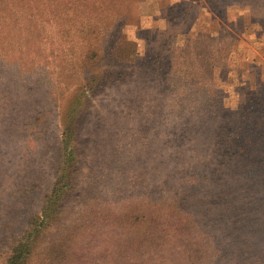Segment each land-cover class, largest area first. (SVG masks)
<instances>
[{
  "label": "rangeland",
  "instance_id": "rangeland-1",
  "mask_svg": "<svg viewBox=\"0 0 264 264\" xmlns=\"http://www.w3.org/2000/svg\"><path fill=\"white\" fill-rule=\"evenodd\" d=\"M91 1L97 7L81 8L84 17L77 16V19L102 27L90 32L93 37H100L96 44L100 51L97 55H103L96 69L121 68L113 61L115 57L109 56L111 50L107 52V48L113 38L124 37L134 48L137 61L129 68L135 71L137 79L128 80V91L117 88L120 83L110 85L93 98V106L84 114L82 131H78L73 142L78 155H82L80 171L72 195L63 204L56 228L45 233L48 241L62 238L67 232L65 228L74 220L77 227L81 223L77 220L88 215L92 205L96 213L107 207L105 211L112 214V218L134 205L135 197L140 198V194L141 203L145 204L148 194L154 195L152 188L171 192L176 185L174 178L184 170L176 159L178 142L171 138L166 141L172 132L175 134V127L168 124L183 114L179 106L197 103L204 109L209 108L208 102L217 104L218 101L222 108L212 109L216 119L222 116L227 119L225 110H236L242 104L250 109L261 107L258 93L261 90L254 79L264 80V0H251L252 3L230 0L222 12L206 0ZM44 2L45 5L63 4L59 0ZM40 3L39 0L25 2L24 7L35 13ZM31 18L34 21L26 20L22 24L30 27L24 31L28 42L22 39L24 43L17 46L12 34L6 44L2 40L0 48V53L12 51L13 55L3 63L8 81L0 79L3 94L0 95V125H18L13 136L0 137L2 144L10 141L12 146L4 150L0 144V263L28 227L29 215L40 210L53 188L57 168L55 148L62 131L59 108L67 94L79 83H85L89 75L82 70L69 74V68L77 66V57L72 60L68 55L71 45L64 44L65 38L54 26H49L48 33L43 34L56 45L53 48L48 43L54 50V60L52 68L45 70L43 57L49 49L42 51L39 31L34 29L39 16ZM40 22L50 25L54 21ZM65 37L70 41L75 38L74 42L81 44L79 33ZM20 58L25 62L21 74L18 72V65L22 66ZM61 70L64 74L62 72L63 76L57 80L59 84L54 85ZM206 71H210V79L203 75ZM33 73L37 76L36 83ZM12 75L14 77H10ZM27 76L30 80L22 85ZM17 78L23 79L18 82ZM199 83L203 89H199ZM14 89L18 95L14 94ZM216 91H219L217 95L212 94ZM246 96L254 97L252 104L244 105ZM138 101L142 104L138 107L143 118L135 120L134 115L140 112L135 106ZM3 105L5 114H2ZM245 115L243 124L248 129L253 128L250 132L263 130L264 119L251 118L247 109ZM39 116H42L41 124L33 118ZM21 123L24 126H19ZM31 131L39 132L32 138L29 137ZM196 135L204 137L203 131ZM169 151L175 153L167 157ZM171 166L183 170L173 171ZM158 169L161 170L158 172ZM164 174L168 178L161 181ZM77 246L83 248L81 244ZM135 251L136 247L131 246L124 255L115 257L123 259ZM87 258L84 264H102L98 259ZM30 263L39 264L36 257ZM118 263L121 264V260Z\"/></svg>",
  "mask_w": 264,
  "mask_h": 264
},
{
  "label": "trees",
  "instance_id": "trees-1",
  "mask_svg": "<svg viewBox=\"0 0 264 264\" xmlns=\"http://www.w3.org/2000/svg\"><path fill=\"white\" fill-rule=\"evenodd\" d=\"M30 1L35 2L0 0V48L2 40L6 44L12 34L15 45H22L24 40L25 43L28 42L24 31L30 30V27L22 25L23 21L28 16H39L38 25L34 23V29L39 31L42 51L49 49V53L43 57L44 69L52 68L53 48L56 45L43 34L48 33L49 26H54L57 33L60 32L65 38L64 44L71 45L69 49L73 51H68V55L72 60L77 57V66L69 68V74L71 75V71L75 73V70H82L89 75L85 83H79L67 94L59 108L62 131L55 148L57 168L53 188L45 197L40 210L29 215L28 227L0 264H31V259L35 257L39 264H84L88 262L87 256L91 260L98 259L102 264H119L120 260L121 264H264V128L250 132L253 128L248 129L243 124L247 117L246 109L250 111L251 118L264 119V80L260 78L254 79V82L261 90L258 92L261 96V107L250 109L242 104L236 110H225L227 119L223 116V119L213 118L212 109L215 106L222 108L218 101L217 104L203 102L209 106L204 109L197 103H191L187 107L179 106L178 110H183V114L168 124L175 127V134L172 132V136L167 137L166 141L171 138L178 142L176 159L184 170L171 166L173 171L183 170L174 178L176 185L171 192L152 188L154 195L148 194L145 204L141 203L140 194V198L135 197L134 205L112 218V214L105 211L108 210L107 207L96 213L92 205L88 209V215L84 214L83 219L77 220L81 222L77 227L74 220V223L65 228L64 231L67 232H64L62 238L58 237L55 241L44 238L45 233L56 228L63 204L72 195L78 178L82 155H78L77 146L73 142L78 131H82L84 114L93 106V98L110 85L120 83L117 88L128 91V80L137 79L135 71L129 68L137 58L134 57L132 44L130 47L124 37H115L109 41L107 52L111 50L109 56H114L113 61L121 68H107L103 71L96 69L103 55H97L100 51L96 44L100 37L95 38L90 32L102 27H95L94 24L77 19V16L84 17L81 8L97 7L91 0H59L63 3L59 6L54 3L45 5L44 0H39L41 3L35 7V13L24 7L25 2ZM206 1L211 7L219 8L220 12L230 2ZM80 2H83L81 6ZM247 2L252 3L251 0ZM70 15L74 17L71 18ZM31 17L27 21H34ZM40 20L54 22L49 25L41 23ZM2 31L7 34L2 35ZM70 33L73 36L74 33L81 34L82 47L80 43L74 42L75 38L70 41L65 37ZM48 43L52 49L48 47ZM11 52L0 53V77L6 74L0 79L7 81L3 63L13 58ZM21 61L22 66L18 65L19 74L25 68V62L22 59ZM59 72L54 85L59 84L57 80L62 72L64 74V70ZM206 72L203 75H208L210 79V71ZM24 78L22 85L30 80L29 76ZM34 78L36 83L37 76L33 73ZM22 79L16 80L21 82ZM199 89H203L200 83ZM217 93L219 91L212 94ZM14 94L18 95L19 92L14 89ZM0 95L3 94L0 92ZM245 99L247 100L243 101L244 105L248 102L252 104L255 100L254 97L249 99L247 96ZM139 105L142 107L140 101L135 105L136 111H140L134 115L137 117L135 120L143 118ZM2 109V114H5L6 106L3 105ZM33 118L37 122L41 121L42 116ZM41 123L42 121L39 122ZM5 126L8 128L5 129ZM17 126L0 125L1 139L4 134L13 136ZM19 126H24V123ZM200 131H203L204 137L196 135ZM38 132L31 131L29 137L35 138ZM0 144L5 150L11 142L4 141L2 144L0 140ZM173 153L175 151H169L167 157H171ZM166 177L163 176L161 181ZM79 244L83 246L82 249H78ZM131 246H135L136 251L123 258L124 260L115 257L124 255Z\"/></svg>",
  "mask_w": 264,
  "mask_h": 264
}]
</instances>
